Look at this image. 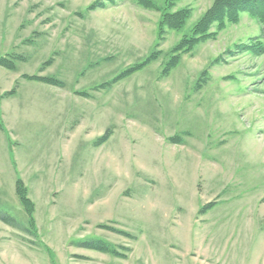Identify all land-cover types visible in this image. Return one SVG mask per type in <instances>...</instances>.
<instances>
[{
    "label": "rangeland",
    "instance_id": "1",
    "mask_svg": "<svg viewBox=\"0 0 264 264\" xmlns=\"http://www.w3.org/2000/svg\"><path fill=\"white\" fill-rule=\"evenodd\" d=\"M214 2L160 36L137 0H0V264H264V54L227 55L264 22L174 50Z\"/></svg>",
    "mask_w": 264,
    "mask_h": 264
},
{
    "label": "trees",
    "instance_id": "2",
    "mask_svg": "<svg viewBox=\"0 0 264 264\" xmlns=\"http://www.w3.org/2000/svg\"><path fill=\"white\" fill-rule=\"evenodd\" d=\"M176 1L177 0H167L166 5L163 7L165 10L162 12V7L157 5L154 0H137L140 5L146 8L161 11V17L159 21L160 36H163V33L166 32V27L171 29L183 28L191 17L192 10L189 8H180L175 11H169L170 8L175 6ZM103 4L105 3L94 1L86 9L87 11L93 10L97 7L105 6ZM243 13H248L251 16L257 18L259 21L264 22V0H215L213 5L209 7L203 16L196 22L191 35L189 37H187L188 35H185L186 37L174 48V50H183L185 46L189 47L190 45L192 46L202 39L209 38L210 35L217 33L227 24L238 23ZM244 52L251 53L256 56L263 55L264 41H262L260 38H256L252 42L239 45L235 51L232 49L228 50L227 55H234ZM153 56L154 53L150 54L148 57H146V59L131 65L127 70H125V72L130 74V72H136L137 70L142 69L146 63H150L154 60ZM9 60L10 59H6L4 56L0 55V65L10 66ZM174 62L175 60H170L166 68L169 69L175 64ZM29 78H34V76H30ZM35 78L47 84L63 86L62 81H59L53 76H36ZM14 92L15 88L10 91V94H14ZM3 95H1L0 92V100ZM16 192L22 202V205L28 212L30 224L34 225L35 204L31 200L28 193V187L25 185L22 179H17ZM2 212H0V218H2L5 222L12 223L14 217L5 216L3 215L4 212L1 214ZM80 244L87 248L98 249L113 254L117 253V250L113 245H111V243L102 239L89 238L80 241Z\"/></svg>",
    "mask_w": 264,
    "mask_h": 264
}]
</instances>
